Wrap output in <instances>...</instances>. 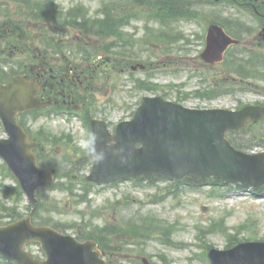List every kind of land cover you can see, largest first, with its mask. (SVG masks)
<instances>
[{"label":"rangeland","instance_id":"374dc122","mask_svg":"<svg viewBox=\"0 0 264 264\" xmlns=\"http://www.w3.org/2000/svg\"><path fill=\"white\" fill-rule=\"evenodd\" d=\"M55 1L66 9L77 2H82L87 6L90 14L94 15L103 1L109 2L110 0ZM201 1L191 0L192 8H195L198 12H202V9H204L206 10L204 13H208L210 10ZM112 2L130 11L138 8L137 11L140 12V16L134 18L125 30L128 36L119 48V51L122 52L119 59L126 56V59L137 62L134 65L147 63V67L144 70L134 71V76L131 75V72H133L131 70L121 73L111 69L95 79L97 82L95 83L96 90L93 91L95 106L91 108V111L95 117L105 118L111 124L110 129H113L121 120L130 117L137 100L143 95L167 93L168 99L175 101L181 97V92L193 93L206 86L213 78L219 79L223 76L224 72H222L221 66L207 69L201 64L199 54L202 50V44L198 41L197 35L202 29L198 22L177 20L159 24L148 17L153 10L151 5L141 4L134 7L132 0H113ZM10 7L17 11L19 7H23V3L20 2L14 5L11 3ZM21 17H23L22 25H24L25 31L28 32L27 34L31 32V35L36 37L37 29L25 16H11L13 20H21ZM59 34L57 38L64 42L73 40L79 35L77 31ZM187 38L190 43L186 41ZM84 39L97 46L102 43V40L86 35ZM31 42L33 43L29 44L32 45V48L40 46L37 39ZM40 49H43V47ZM67 54L71 59L72 54H69V52ZM29 58V55L15 54L9 58V62H12L13 67H15L19 61L29 62ZM55 58L58 63L63 62L60 61V57ZM133 78L143 79L145 85L155 83L159 87L156 90L135 88ZM253 82L258 84L259 88L264 87V80H254ZM253 100H264V94L248 91L236 95H226L215 98L210 101V104L211 106L234 108L239 101L250 102ZM196 101L203 100L191 96L184 101V104ZM27 120L32 123L35 131L44 128L45 131H51L54 135L72 134L73 144L62 142L61 145H50L48 149L56 151L55 155L52 153L51 155L62 160L70 155H72L71 159L77 156L73 155V151L75 146L78 147L77 142L84 134V128L75 118L67 119L63 115L47 118L44 114H39L36 118L30 115ZM263 135L264 122L259 123L250 131L241 133L238 138L248 143V145L253 143L254 147L257 144L256 141L263 138ZM6 136L0 126V138ZM77 167L81 171L79 176L90 172L88 164L77 165ZM61 181L66 182L67 178L63 177ZM1 182L9 185L14 184L11 178H3L0 169ZM188 185L187 183L180 185L179 198H175L167 191L168 188H173L170 181L161 179L151 187H135L134 184L126 182L102 191L93 190L89 196L91 202L81 204L77 203L75 197V194L82 192L81 184H76L73 195L68 192H61L58 189H45L40 191L39 194L43 196L50 214L64 222L80 224L82 219H91L99 225L126 224L138 213L146 214L150 212L176 226L174 240L185 244L182 249L169 248L159 240L158 235H154L151 239L146 240V244L141 249L132 248V253L126 254L127 260L133 263L135 261L141 262L142 257H146L151 263L158 260L159 256L165 255L170 264H205L203 260L196 258L194 253L203 254L207 244L219 249H223L227 245L226 237L218 228L209 230L213 222L221 224L224 221L223 226L228 227L230 230H233L235 226L245 224L246 228L241 232V236L253 237V239L264 237V197L238 195L234 198L221 200L216 196H207L203 190H189ZM205 188L204 190L210 189L209 187ZM219 188L224 190V188ZM160 195L165 196L164 200H155V197ZM117 201H119V204L116 203ZM4 202L9 203L8 200ZM55 204H58V208H54ZM201 205L208 206L209 209L206 214L201 212ZM94 210H97V216ZM24 212L27 213L28 210L24 209ZM68 233L75 235V228L68 229ZM27 249H30L40 258L44 257L39 245L28 246ZM189 258L193 259L189 260Z\"/></svg>","mask_w":264,"mask_h":264},{"label":"water","instance_id":"95a60500","mask_svg":"<svg viewBox=\"0 0 264 264\" xmlns=\"http://www.w3.org/2000/svg\"><path fill=\"white\" fill-rule=\"evenodd\" d=\"M29 88L30 83L24 79L0 85V117L11 135L10 140L3 141L6 144L0 145V153L34 200L36 189L50 183L52 178L49 172L37 168L31 153L34 145L27 142L16 126L19 111L41 106L27 94L25 90ZM227 120L218 112L190 111L161 99L146 98L136 118L123 123L114 138L104 129L95 128V148L103 151L105 159L95 162L90 179L108 182L148 171L177 178L191 172H206L249 185L264 183V156L235 152L224 139V133L238 125L229 126ZM111 139L117 143L108 145ZM137 142L144 147L136 148ZM34 240L43 243L48 261H36L24 251V244ZM92 248V243L80 244L50 228L33 227L29 217L14 226L0 228V251L18 264H104ZM236 250H243L242 254L236 256L235 250L214 251V264H264V245H242Z\"/></svg>","mask_w":264,"mask_h":264},{"label":"clouds","instance_id":"9594fccd","mask_svg":"<svg viewBox=\"0 0 264 264\" xmlns=\"http://www.w3.org/2000/svg\"><path fill=\"white\" fill-rule=\"evenodd\" d=\"M77 144L81 151L91 156L94 162L101 163L105 159L103 151H97L95 148V136L93 134H82Z\"/></svg>","mask_w":264,"mask_h":264}]
</instances>
